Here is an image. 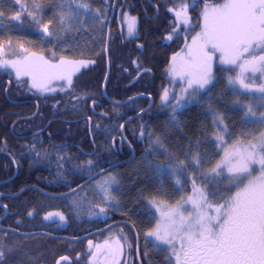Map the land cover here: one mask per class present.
<instances>
[{
    "label": "trees",
    "instance_id": "16d2710c",
    "mask_svg": "<svg viewBox=\"0 0 264 264\" xmlns=\"http://www.w3.org/2000/svg\"><path fill=\"white\" fill-rule=\"evenodd\" d=\"M113 1L0 0V56L40 52L53 60L91 62L73 76L71 84L41 94L26 81L15 80L9 69L0 68V225L21 233L79 237L112 222H126L140 237L141 264H169L146 241L155 224L151 203L173 204L190 193L193 183L216 202L232 196L236 185L231 178L213 173L221 156L217 123L223 125L226 145L250 142L264 132V120L246 116L249 111L263 112L264 101L230 87L222 71L190 106L175 110L172 100H161L169 84L170 60L189 37L184 32L198 30L207 2L222 0H117L103 96ZM186 5L191 25L187 30L174 13ZM127 10L138 20L133 37L125 35L119 21L118 13ZM137 95L144 97L121 105L110 102ZM148 96L151 107L126 123L124 140L121 125L149 106ZM120 162L112 169L119 171L120 181L112 206L96 204L86 192L88 185L64 197L47 195L69 192ZM160 165L170 171L161 174ZM51 211H61L65 222L45 221L44 214ZM10 230H0V264H56L61 257L68 258L61 264H88V241L114 236L127 242L131 264H137L135 239L126 224L81 241L21 236Z\"/></svg>",
    "mask_w": 264,
    "mask_h": 264
},
{
    "label": "snow or ice",
    "instance_id": "6c2138e0",
    "mask_svg": "<svg viewBox=\"0 0 264 264\" xmlns=\"http://www.w3.org/2000/svg\"><path fill=\"white\" fill-rule=\"evenodd\" d=\"M133 27L130 21V33ZM43 28L44 32H48L47 25ZM260 42H264V0H227L222 6L213 9L211 15L206 13L204 30L199 40L193 41L194 51L190 49V58L203 71L196 79L189 81V86L195 83L203 88L208 84L211 60L209 46L212 53L219 52L226 63H236L235 57L241 49L247 53L249 49L259 47ZM259 61L264 64V57H259ZM254 62L255 58L249 63ZM9 63L16 70L17 77L32 76L33 87L42 91H51L46 87V74L51 69H62L63 65V62L61 65H49L47 61L25 63L23 66L15 62H3L4 65ZM72 71H79V68L73 65ZM66 78L71 84V73ZM164 98H167V93ZM251 148V151L237 153L224 162L227 171L233 176L249 179L230 201L214 209L217 215H208L199 210L203 205H194L195 215L184 217L178 212H170L163 234L158 226L156 231L148 235L169 244L179 235L185 264H264V155H260L257 160L256 146ZM254 163L261 166V175L258 177H252L250 171ZM88 164L89 168L93 166L91 161ZM157 167L161 174L170 171L163 165ZM108 182L114 183L115 178H110ZM102 190L107 192V189ZM100 212H104V209L100 208ZM60 219L63 220V216ZM67 259L61 257L56 264Z\"/></svg>",
    "mask_w": 264,
    "mask_h": 264
},
{
    "label": "rangeland",
    "instance_id": "374dc122",
    "mask_svg": "<svg viewBox=\"0 0 264 264\" xmlns=\"http://www.w3.org/2000/svg\"><path fill=\"white\" fill-rule=\"evenodd\" d=\"M226 2L227 0H222V2L217 4L207 2V4L202 7L200 27L194 33L187 34L188 32L185 30H187L189 27H184V34L185 36L189 35V37L185 40L184 46L179 51H177L170 60V63L167 67L169 84L161 94L162 102L172 100L171 103L175 110H181L186 106L196 103L198 101L199 92L205 90L213 82L216 74L219 71H222L226 74L225 77L230 87L242 93H249L254 98L264 101V64L259 61V57H264V42H260L259 47L249 49V52L247 53L243 52L241 49L240 53L235 57L237 60L236 63H226L223 59H221V54L219 52L212 53L211 46H209L208 50L211 55V60L209 61V82L203 88H200L195 83H193L191 87L189 86V81L196 79L201 73L195 70L197 67H199V65L190 58V49L194 51L193 41L194 39L199 40L200 35L204 30L205 14L207 13L211 15L213 9L222 6ZM183 11V6H178L174 13H179L180 16L182 15ZM118 16L119 21L124 28L123 31L125 35L128 37L135 36L138 22L137 17L134 14H131L128 10L125 12H119ZM181 20L182 18L179 19L180 22ZM130 21L134 24L131 33L129 32ZM189 26H191L190 23ZM254 58L255 62L249 63L250 61H253ZM5 61L15 62L20 66H23L25 63H41L42 61H47L49 65H61L63 62V65L62 69H51L49 73L46 74L44 77V79L48 80L46 87L51 89V91H42L39 88L33 87L32 76L22 75L17 77L16 70L11 66V63L4 65L3 62ZM90 63L91 62L88 59L59 58L57 60H53L40 52H28L17 57L10 58L0 56V68L9 69L12 77L15 80L26 81L29 86H31L37 93L40 94L51 93L58 90L59 88H62L64 85H68L69 82L66 78L67 75L71 73L72 80L75 74H77L83 68H86ZM73 65L78 67L79 71H72ZM52 76L59 78H49ZM241 81H243V84ZM244 85H247V87ZM165 93H167L166 99L164 98ZM263 112L259 113V111H257L254 113L249 111L246 117L252 120L259 119L263 121ZM217 125L215 138L216 143L220 148L221 156L213 170V173H222L228 175L236 185L235 192L224 202H216L206 195V191L203 189V187L193 183L190 193L173 204H165L157 201L151 203V208L155 215V224L154 227L146 234V237L149 239L148 240L146 238V241L148 246L152 244L151 246L154 249L162 253L166 262L169 264H184L185 262L184 249L182 248V240L180 239V236L176 235L172 243L169 244L166 241H158L155 236H150L148 234L150 232L156 231L158 226L161 234H163L164 226L167 224V214L170 212H178L184 217H189L190 214L195 215L194 205H203V207L199 210L205 212L208 215H217L214 209L230 201L237 192L244 188L249 179L245 178L244 176L237 178L233 176V174L229 173L224 164L226 159L237 153L245 152L246 150L251 151V146H256L257 160L259 159L260 155H264V151H262V149H264V132L250 142H240L228 146L225 143V133L222 123L219 121ZM250 171L252 172V177L260 176V164H252L250 166ZM118 175V170H112L88 184L86 192L94 198L96 204H98L100 207L112 206V202H114V188H117L120 183ZM112 177L115 178V182L109 183L108 181ZM102 188L107 189V192L103 191ZM49 214L52 215L50 216ZM61 216H63V220L60 219ZM43 218L47 222H51L53 220H58L63 223L65 222V216L61 211L47 212L44 214ZM122 251L125 255L123 260L121 257ZM86 253L88 255V264H98L100 259L103 258V255H105L104 262L107 264L132 263L127 242L116 236L111 237L109 240H105L103 242L89 240L87 243Z\"/></svg>",
    "mask_w": 264,
    "mask_h": 264
},
{
    "label": "water",
    "instance_id": "95a60500",
    "mask_svg": "<svg viewBox=\"0 0 264 264\" xmlns=\"http://www.w3.org/2000/svg\"><path fill=\"white\" fill-rule=\"evenodd\" d=\"M115 8H116V0L113 1L112 7H111V12H110V16H109V23H108V28H107V42H106V47H105L106 73H105V77H104L103 84H102V94H103V96H106L105 88H106V84H107L108 77H109V73H110V65H109V57H108V40H109V33H110L109 31H110L112 19L114 17V13H115ZM195 70L196 71H199V72H202L203 71V69L200 66L197 67ZM139 97H144V95H137V96L131 97V98H129V99L125 100V101H122V102H115V101H110V102L113 103V104H116V105H121V104L127 103L129 101H132V100H134L136 98H139ZM150 100H151V102H150L149 106L145 110H142L141 112H139V113H137V114H135L133 116L128 117L123 122V124L121 125V129H120L121 130V138H123L125 140V137H124V134H123V129H124V126L126 125V123L135 120L140 115H142L147 110H149V108L151 107V105L153 103L151 98H150ZM132 152H133V150H132ZM133 156H134V154H132L131 158H129L128 160L124 161V163L129 162L133 158ZM122 163L123 162H120V163H116V164L111 165L110 167H108V168L104 169L103 171L99 172L98 174H95L94 176L90 177L83 184H81L80 186L76 187L75 189H73V190H71L69 192H66V193H63V194H59V195H52V194H47V195L48 196H52V197H64V196H68V195L74 193L75 191H77L78 189H80L81 187H83L86 184H88L90 181H92L96 177L100 176L101 174H103V173H105V172H107L109 170H112L113 168L121 165ZM13 165H14V174H13L12 177H14L16 175V173H17V167H16V165L14 163H13ZM21 191H23V189L20 190L18 193L12 194V196H16V195L20 194ZM118 224H127L128 226H130V228H131V230H132V232L134 234L135 242H136V246H135L136 261H137V264H141L140 263V258H139V247H140L139 236L136 233L134 227L131 224L126 223V222H120V221H118V222H112V223H110L109 225L105 226L104 228H102L100 230H97V231H94V232H90V233H88L86 235H83V236H80V237L59 236V235H54V234H50V233L43 232V231H34V232H29V233H21V232L13 231V230H10V229H5V228L1 227V225H0V230H10V231H13L15 233H18V234H20L22 236L45 235V236H48V237H51V238L65 239V240H69V241H81V240L87 239L88 237H91L92 235H94L96 233L104 232V231H106V230L110 229L111 227H113L115 225H118Z\"/></svg>",
    "mask_w": 264,
    "mask_h": 264
},
{
    "label": "flooded vegetation",
    "instance_id": "af4514ba",
    "mask_svg": "<svg viewBox=\"0 0 264 264\" xmlns=\"http://www.w3.org/2000/svg\"><path fill=\"white\" fill-rule=\"evenodd\" d=\"M183 9H184V11H183V13H182V15H180L179 17H182V20H181V22L179 21V18H178V22H179V24H181L183 27H190L189 26V23H190V18H189V13H188V6L186 5V6H183ZM186 25H188V26H186ZM185 29V28H184ZM105 240H109V239H105ZM105 240H102V241H100V242H103V241H105ZM139 255H140V250H139ZM124 252L122 251V253H121V257H122V260H123V258H124ZM121 260V261H122ZM105 261V255H103V258H101L100 259V262L98 263V264H107V263H105L104 262ZM184 264H185V262H184Z\"/></svg>",
    "mask_w": 264,
    "mask_h": 264
},
{
    "label": "bare ground",
    "instance_id": "6f19581e",
    "mask_svg": "<svg viewBox=\"0 0 264 264\" xmlns=\"http://www.w3.org/2000/svg\"><path fill=\"white\" fill-rule=\"evenodd\" d=\"M105 173H103L102 175H104ZM94 176V175H93ZM18 232V231H17ZM16 234H18V233H16ZM18 235H20V234H18ZM22 236V235H21Z\"/></svg>",
    "mask_w": 264,
    "mask_h": 264
}]
</instances>
